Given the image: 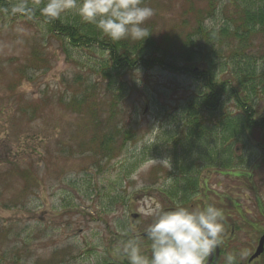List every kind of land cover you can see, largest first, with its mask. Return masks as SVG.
<instances>
[{
    "label": "rangeland",
    "instance_id": "obj_1",
    "mask_svg": "<svg viewBox=\"0 0 264 264\" xmlns=\"http://www.w3.org/2000/svg\"><path fill=\"white\" fill-rule=\"evenodd\" d=\"M225 2L214 0L213 12L202 18L205 27L223 22ZM142 6L155 10L143 25L151 43L167 44L191 32L188 10L203 12L209 1L143 0ZM63 16L83 22L75 10ZM262 38L261 33L249 50L259 75L264 74ZM121 42L126 50H117L123 55L140 41ZM108 61L109 53L96 44L67 47L39 18H0V264H124L121 242L148 230L154 218L145 213L156 203L179 204L167 193L176 189V171L152 160L166 158L168 127L179 124L182 101L196 85L160 64L138 63L128 71L112 67L107 76L102 67ZM227 108L236 111L232 103ZM252 108L253 119L264 118V91L252 97ZM254 133L258 137L249 139L250 145L262 140ZM109 135L116 141L111 153ZM240 144L233 149L242 150ZM155 146L159 153H147ZM251 163L246 171L232 168L225 176L218 166H204L197 192L185 204L222 208L225 226L235 228L227 235L234 237L229 248L241 257L264 232V155H254ZM143 239L148 253L150 242Z\"/></svg>",
    "mask_w": 264,
    "mask_h": 264
},
{
    "label": "trees",
    "instance_id": "obj_2",
    "mask_svg": "<svg viewBox=\"0 0 264 264\" xmlns=\"http://www.w3.org/2000/svg\"><path fill=\"white\" fill-rule=\"evenodd\" d=\"M208 1L209 6L203 12L200 9L188 10L194 22L191 32L174 36L167 44L151 43L153 39L149 35L146 37L149 41L138 40L140 42H136L135 50L124 51L123 55L117 49L126 50L125 45L122 46L124 43L120 41L121 45H117L94 29L93 24L66 22L63 15L57 20L46 18L41 12L46 0H0V18H39L49 32L66 41L67 47L78 49L96 44L100 50L109 53V61L102 67V74L107 76L111 75L112 67L128 71L138 63L147 68L160 64L170 73L181 71L195 83V89L184 97L186 99L180 106L179 124L175 129L168 127V137L163 140V152L170 159L173 171H176L174 182H178L176 189L167 193L179 205L185 206L197 192L198 173L204 166L225 168L247 165L244 156H235L233 144L239 142L248 147L249 139L255 137L254 131L259 137L264 136V118L256 120L252 117L255 113L252 97L264 91V74L256 73L258 68L253 56L249 57V50L255 47V38L261 33L264 38V0H225V18L217 28L205 27L202 23L204 14L211 15L215 9L214 0ZM21 2H25L32 11H15ZM148 49L160 55L150 56L146 53ZM137 52L139 55H135ZM143 53L146 58H143ZM180 63L182 66H179ZM229 68L232 72L227 74ZM228 103L233 104L235 113L227 108ZM115 142L110 135L107 137L108 152H112L111 146ZM157 147L147 150V153H159L155 150ZM252 147L255 150L264 148V141H253ZM181 181L184 184L178 187ZM138 239L140 242L144 240ZM229 252L237 254V264H249L247 258L241 257L234 248L224 249L216 264H226V253ZM250 264H264V253Z\"/></svg>",
    "mask_w": 264,
    "mask_h": 264
},
{
    "label": "clouds",
    "instance_id": "obj_3",
    "mask_svg": "<svg viewBox=\"0 0 264 264\" xmlns=\"http://www.w3.org/2000/svg\"><path fill=\"white\" fill-rule=\"evenodd\" d=\"M142 5L143 0H46L41 12L49 20H57L75 10L83 22L95 25L111 41L126 38L143 41L150 35L143 25L155 10ZM14 10L32 11L25 2ZM152 162L171 168L168 158ZM170 183L171 179L166 181V185ZM145 214L154 218L146 233L149 252L143 250L138 238L122 241L119 251L128 264H208L209 257L223 243L225 214L212 203L172 209L156 203ZM225 259L226 264H237L235 252L226 253Z\"/></svg>",
    "mask_w": 264,
    "mask_h": 264
},
{
    "label": "flooded vegetation",
    "instance_id": "obj_4",
    "mask_svg": "<svg viewBox=\"0 0 264 264\" xmlns=\"http://www.w3.org/2000/svg\"><path fill=\"white\" fill-rule=\"evenodd\" d=\"M223 175H225V173H223ZM190 207H191V205H190ZM262 213H263V211H262ZM246 223H248V222H246ZM249 226H247V227H249V228H251L252 229V227H254L255 228V225L254 224H248ZM237 228H239V226L237 227ZM233 229H235L234 227L233 228H227L226 226H225V231H224V233H223V243H222V245H220L217 249H216V251H215V253L212 255L213 256V259H214V257L217 255V260L215 261V262H213L212 261V263L211 264H216L218 261H219V258H220V256L222 255V252L224 251V249H227V248H229L230 247V241L232 240V239H234V237H227V235H228V233L229 234H232L233 233ZM262 234H264V232H261V235L259 236V238H257V240H256V243H255V246H254V248H253V250H252V252L246 257L247 259H249V257L252 255V253L254 252V249H255V247L257 246V244H258V241H259V239H260V237L262 236ZM260 257H258L257 259H259ZM257 259H255V260H257ZM254 260V261H255ZM117 262H118V259H117ZM247 263H249L250 264V262H247ZM252 263V262H251ZM108 264V263H107ZM109 264H114V263H109ZM117 264H123V262H121L120 261V263H117ZM124 264H127L126 262L124 263Z\"/></svg>",
    "mask_w": 264,
    "mask_h": 264
},
{
    "label": "water",
    "instance_id": "obj_5",
    "mask_svg": "<svg viewBox=\"0 0 264 264\" xmlns=\"http://www.w3.org/2000/svg\"><path fill=\"white\" fill-rule=\"evenodd\" d=\"M147 231H148V230H147ZM147 231L144 232V233H142L141 235H142V236H146ZM262 244H263V237L260 239V241H259V243H258V246H257V248H256V250H255V253L251 256L250 259H253V258L257 257V256L262 252ZM216 257H217V255L215 256V259H216ZM211 259H212V256L209 257L208 264L211 263Z\"/></svg>",
    "mask_w": 264,
    "mask_h": 264
}]
</instances>
